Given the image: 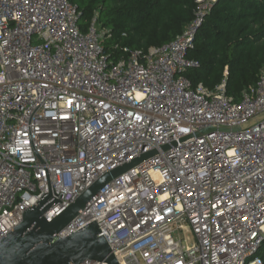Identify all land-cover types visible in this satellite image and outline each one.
<instances>
[{
	"label": "built area",
	"instance_id": "built-area-1",
	"mask_svg": "<svg viewBox=\"0 0 264 264\" xmlns=\"http://www.w3.org/2000/svg\"><path fill=\"white\" fill-rule=\"evenodd\" d=\"M196 1L174 40L111 53L108 31L96 18L84 31L70 0H0V239L45 193H64L50 221L156 150L59 236L96 220L120 264H264V70L238 101L225 81L192 84L187 55L215 0Z\"/></svg>",
	"mask_w": 264,
	"mask_h": 264
},
{
	"label": "trees",
	"instance_id": "trees-1",
	"mask_svg": "<svg viewBox=\"0 0 264 264\" xmlns=\"http://www.w3.org/2000/svg\"><path fill=\"white\" fill-rule=\"evenodd\" d=\"M87 30L96 18L109 33L106 49L116 44L147 51L183 33L195 18L196 0H70ZM188 58L199 63L185 75L193 85L215 90L226 82L227 95L240 100L264 70V0H215L205 13ZM264 262V244L259 250Z\"/></svg>",
	"mask_w": 264,
	"mask_h": 264
},
{
	"label": "water",
	"instance_id": "water-1",
	"mask_svg": "<svg viewBox=\"0 0 264 264\" xmlns=\"http://www.w3.org/2000/svg\"><path fill=\"white\" fill-rule=\"evenodd\" d=\"M213 130L214 128H207L196 135ZM190 137L192 136L184 137L181 141ZM173 144L176 145V142ZM169 148L170 145L163 147ZM156 153V150L149 151L104 173L50 221L44 214L63 201L60 197L64 193L59 198L45 193L36 205L23 213L21 222L0 239V264H81L86 261L120 264L104 235H99L101 229L96 220L65 237H60L59 233L105 185Z\"/></svg>",
	"mask_w": 264,
	"mask_h": 264
},
{
	"label": "rangeland",
	"instance_id": "rangeland-1",
	"mask_svg": "<svg viewBox=\"0 0 264 264\" xmlns=\"http://www.w3.org/2000/svg\"><path fill=\"white\" fill-rule=\"evenodd\" d=\"M185 235L187 236V237H189V238H191V240L192 239H194L195 240V238H194V234L193 233H191V232H185ZM191 243H192V241H191ZM260 256V255H259Z\"/></svg>",
	"mask_w": 264,
	"mask_h": 264
}]
</instances>
